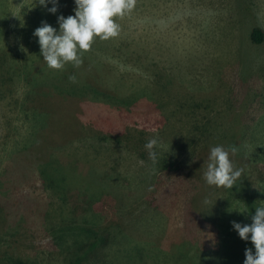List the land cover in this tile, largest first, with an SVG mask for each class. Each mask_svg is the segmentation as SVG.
Instances as JSON below:
<instances>
[{"label":"trees","instance_id":"obj_1","mask_svg":"<svg viewBox=\"0 0 264 264\" xmlns=\"http://www.w3.org/2000/svg\"><path fill=\"white\" fill-rule=\"evenodd\" d=\"M167 1L173 5L166 6ZM180 1L135 0V6L130 12L123 17H114L116 23L120 25L117 36L107 40L95 37L91 48L82 53V63L79 66L68 62L62 69H52L47 66L40 55L38 38L33 35L32 24L27 23L28 20L21 22L17 30L21 37L16 43L17 46L13 48V45L5 39L6 32L1 31L4 21L0 15V97L15 99L17 94V102L21 104V110L35 118L37 122L34 124L35 128H29L28 136L24 139L25 144L11 153V160L0 170V232L3 231L5 234L7 230L11 231L6 232L4 236L9 237L20 247L18 255L13 257L16 264H31L22 256L26 253L21 248L23 241L20 240V236L25 235V239L38 238L39 233L43 235L41 231L49 235L53 230L45 224L49 199L44 188H51L56 192L59 191L60 195L61 193L67 195L68 190L65 189L68 188L64 183L66 177H70V186L76 188L79 183L84 186V193H81L83 189H80L79 196L84 208H80L82 212L76 211L77 218L75 217L73 224L66 226L75 231L83 228L81 230L87 233L84 238L86 241L74 246V264H84L86 258H98L96 263L99 264L104 258H109L108 252H120L123 244L129 248L133 237L128 235V230L133 225H140L144 217L149 219L152 227L163 228L168 222L177 227L181 221L186 196L200 197V194H203V198L205 197L202 210L194 216V221H200L205 211L210 208L218 211V214L223 213L225 209L231 207V203L238 205L244 203L250 214H254L255 207L264 206V198H262L264 197V164L259 165L260 171H255L258 166L254 165V160L245 159L246 156L255 155L258 151L254 150H259L260 145L255 140H251V150L239 146V136L229 132L231 130L224 125L221 113L219 117L218 114L208 115L212 112L207 104L210 101L197 100V96L200 98V93L190 98L193 100L183 97V91L180 90L183 88H177L180 78H175L172 71L167 69V64H164L167 63L164 51L167 34L164 33L168 32L165 29L168 22L180 18L183 4ZM249 1L255 3L257 7L256 0ZM188 2L190 5L198 2L201 6L207 4L211 7L206 0H188ZM64 3L70 6L67 9V16L74 15V0H70L69 3L64 0ZM174 7H176L175 12L170 13ZM128 19L130 24L126 22ZM263 21L260 12V17L258 14L240 23V26L248 32L246 38L250 43L256 45L264 43ZM132 22L140 25L133 32L128 28ZM56 27L58 28L57 22ZM153 33L155 36L150 39ZM104 42L115 45L111 55L104 53L109 50V47H103ZM154 45L158 48V55L154 56L152 63L148 66L147 64L137 66L141 61L138 56L147 54L151 48L155 50ZM21 46L26 51L18 53L13 50L22 49ZM142 58L147 61L148 57L142 55ZM73 76L74 81L70 79ZM171 84H174L175 98L166 99V96L172 93ZM52 87L62 95L59 105L74 99L73 96L77 95L79 108L86 112L84 117H74L78 128L70 134L68 142L64 140L69 137L66 133H62L56 143L53 141L57 138L54 136L55 129L49 132L46 127L50 123L49 119L53 118L54 112L48 116L49 113L41 110L38 104L42 100L50 101L52 104ZM20 91L24 93L22 99L19 98ZM109 96L118 100L124 98V103L129 106L127 111L116 112L117 116L120 115L117 120H110L107 117L94 121L92 114L94 103ZM86 98L91 102L87 104L84 101ZM134 101L138 103L135 105ZM169 101H176L175 111L179 113L178 120L175 119L177 117L166 113ZM133 106L141 108L140 111L133 113ZM202 107L209 111H201ZM184 112L187 114L185 115ZM180 114L182 116L179 117ZM68 117L70 114L64 119ZM253 119L255 122L256 118ZM140 120L144 122L145 127L139 125ZM177 122L180 123L181 130ZM255 129L256 127H253L250 130L251 136L256 135ZM77 138L89 139L90 146L99 143L101 145L99 151L103 152L104 161L106 156L112 157V164L105 162L104 165L116 169L115 172L112 174L105 172L102 181L97 183L90 179V174L84 176L78 166L72 168L68 164L70 161L67 164L62 163L56 152L57 148L67 144L72 148ZM152 138H156L158 145L162 147V150L156 147L159 153L157 163L150 160L148 150L144 147ZM217 145H223L226 149L235 146L238 149L230 158L235 167L244 171L233 189L208 186L203 178L210 148ZM121 152L135 154L148 163L146 165L144 163L143 166L146 167L140 171L126 174L117 169L122 158ZM87 155L86 151L82 152L80 149L78 152L73 151L70 159L73 162L75 157L83 158ZM237 156L244 157V162H239ZM253 157L255 159V156ZM88 162L90 163L87 164L88 167L93 169L94 162L91 160ZM139 172H142V177H139ZM121 173L129 179L116 178L123 175ZM36 178L43 184L41 186L43 192L34 195L27 192L25 186ZM88 210L97 211L99 220L92 224L89 222L87 225L80 224L83 213ZM66 215L69 213L63 210L61 217L65 216L66 219ZM73 225L77 228H71ZM16 228H19V231L16 232ZM80 234L84 233L78 235ZM1 240L2 238L0 243ZM194 245L198 246L197 243ZM1 248L2 246H0V254H2ZM201 249L203 250V245ZM52 253L50 251L44 254H49L47 257H51ZM186 254L191 258L187 255L185 258H143L140 262L158 261V264H174V260H177L181 264H216L209 258H194L192 251H187Z\"/></svg>","mask_w":264,"mask_h":264},{"label":"rangeland","instance_id":"obj_2","mask_svg":"<svg viewBox=\"0 0 264 264\" xmlns=\"http://www.w3.org/2000/svg\"><path fill=\"white\" fill-rule=\"evenodd\" d=\"M66 1L70 2V0ZM256 1L257 7L255 3H251L249 0H206L211 5V7H208L207 4L201 6L196 2V4L192 3L190 5L188 0H181L180 2L183 4L182 10L180 9V18L168 22L167 29H165L168 32L164 33V35L167 34L164 45L167 63L164 64H167V69L172 71L175 78H180L177 88H183L180 89L183 91V97L193 100L190 98L200 93V98L197 96V100L210 101L207 104L212 112L208 115L218 114L217 117H219L221 113L220 116L224 125L231 130L229 132L239 136V146L251 150V140H255L260 145L259 150H254L258 151L255 155H249L245 158L254 160V165L258 166L255 171H260L261 166L259 165L264 164V43L260 45L250 43L246 38L248 32L240 26V23L245 19L249 20L250 17L258 16V14L260 17V12H262L264 18V0ZM166 4V6L168 4L173 5L170 1L169 3L167 1ZM51 6V4L48 5L49 8ZM68 8L70 6L65 4L64 0H59L58 11L52 14L47 8L39 5L38 0H0V15L4 21V27L1 31L6 32L5 39L14 48L21 37L17 30L23 20H28L27 23L32 24V32L45 21L56 27L57 16L63 14L67 17ZM175 9L176 7L172 8L170 13L175 12ZM126 22L130 24L129 19ZM138 26L140 25L132 22L131 25H128V28L133 32ZM154 36V33L151 34L150 39ZM103 47H109V50L104 53L111 55L115 45L104 42ZM154 47L155 50L151 48L147 54L138 56L141 61L137 63V66H145V64L148 66L152 63L154 56L158 55V48L155 45ZM13 50L18 53L24 51L21 48ZM142 55L143 57L144 55L147 56L149 59L147 58V61L146 59L143 60ZM137 66L134 65V67ZM171 85H173L172 93L170 96L167 95L166 99L175 98L174 84ZM70 90L74 91L72 88ZM51 92L53 94L52 104L50 101L45 100L38 103L41 110L49 113L48 116L54 112L53 118L49 119L50 123H48L46 130L51 132L52 129H55L54 136L57 137L53 140L55 143L60 139L62 133L68 134L69 137L64 139L68 142L70 141V134H73L78 128L75 125L77 120L74 117H84L86 112L82 111L81 107L79 108L80 103L77 95L73 96L74 99L64 101L59 105L62 95L53 87ZM19 94H21L19 98H24L22 91ZM84 101L87 104L91 102L89 98ZM124 101V98L118 100L110 96L103 97L101 101L94 103L93 120H101L107 117L110 120L119 119L120 115L117 116L116 112L127 111L126 109L129 107ZM137 103L134 101L135 105ZM175 104L176 101H169L166 113L177 117L175 119L178 120L179 113L175 111ZM56 106L61 109H56ZM140 109L133 106V113H138ZM201 111L208 112L209 110L202 107ZM69 114L70 117L64 119ZM253 117L256 118L255 122ZM35 120V118L21 110V104L17 102V94L15 99L5 96L0 97V170L11 160V153L25 144L24 139L28 136L29 128H35L34 124L37 123ZM155 122L158 124L157 120ZM177 124L181 130L180 123L177 122ZM139 125L144 126V122L140 120ZM253 127H256V135L251 136L250 130ZM150 130L152 131V129ZM77 139L72 148L68 144L57 148L56 152L59 155L57 156L62 163L67 164L70 161L68 164L72 168L78 166L79 171H82L84 176L90 174V179L95 180L97 183L102 181L105 172L109 174L115 172L116 169L104 165L105 162L112 164V157L106 156L104 161V154L101 150L99 151L101 146L99 143L90 146L89 139ZM158 148L162 150L159 145ZM80 149L82 152L86 151L89 156L83 158L77 156L71 162V153L73 151L78 152ZM121 154L122 158L121 161L119 160L117 169L126 174L138 172L146 167L143 166L144 163L145 165L148 163L135 154L126 152H121ZM253 156H255V159ZM237 158L239 162H244V157L237 156ZM88 160L94 162L93 169L88 167L87 164H90ZM70 165H68L69 168ZM92 172L93 175H91ZM139 174V177H142V172H139ZM116 178L129 179L124 174L116 176ZM64 183L68 188L65 189L68 190L67 195L65 193L60 195L59 191L44 188L49 199V210L45 224L48 228H53L52 231L50 230V234L41 231L43 235L39 233L38 238L25 239V235L20 236V240L23 241L21 248L26 253L22 256L26 257L31 264H74V246L81 245L86 241L84 238L87 233L81 230L83 228L76 229L78 231L66 228L68 224H73L75 217L77 218L76 211L78 213L79 211L82 212L80 208H84L79 197L80 189H83L81 193H84V186H81V183L76 188L70 186V177H66ZM42 185L36 178L30 181L28 185L26 184L25 190L37 195L39 192H43ZM114 188L117 192L116 186ZM202 195L200 194V197L197 195H192L190 198L185 197L181 221L177 227H174L170 222L163 228L152 227L149 219L144 217L140 225H133L128 230V235L133 237L129 243V248L123 244L120 247V252H108L109 258H104L99 264H158V261L155 263L153 261L142 263L140 260L143 258H185L187 251H192L194 258H209L216 264L219 262L243 264L245 249L252 247V244L250 241H244L238 236L237 232L233 230L231 222L251 223L250 212L246 215L237 211L248 209L247 206L244 203L239 205L231 203V207L220 214L215 209L210 208L205 211L200 221H194V216L203 207L205 197L203 198ZM62 209L69 213V215H66V219H64L65 216L61 217ZM139 212L140 210H138ZM83 214V218L79 222L83 225H87L88 222L89 224L96 223L100 218L99 213L93 210H88ZM139 216L140 214H138ZM218 221L219 225H217ZM71 228H77V226L73 225ZM15 231H19V228H16ZM6 232L11 231L7 230ZM6 232L5 234L3 231L0 232V235H2L0 237L2 238L0 264H16L13 257L18 255L20 247L18 244L13 243V240L11 241L9 237L4 236L7 234ZM79 233L84 234L78 235ZM122 239L124 238L122 237ZM194 243H197L199 247L195 246ZM202 245L203 250L201 249ZM50 251L53 252L52 256L47 257L49 254L45 255L44 253ZM187 256L191 258L189 255ZM97 259L86 258L84 264H98L96 263ZM174 264L181 263L174 260Z\"/></svg>","mask_w":264,"mask_h":264},{"label":"clouds","instance_id":"obj_3","mask_svg":"<svg viewBox=\"0 0 264 264\" xmlns=\"http://www.w3.org/2000/svg\"><path fill=\"white\" fill-rule=\"evenodd\" d=\"M38 3L52 14L58 11L59 0H38ZM49 4L52 5L50 8ZM74 4V15L57 16L58 28L45 21L33 32L38 38L40 55L49 68L62 69L68 62L79 66L82 53L91 48L95 37L107 40L117 36L120 25L114 17H123L130 12L135 6V0H74ZM70 79L74 81L75 77ZM157 146L156 138L149 139L144 146L153 163L159 160ZM237 151L235 146L229 149L223 145L210 148L203 174L208 186L233 189L237 185L244 171L235 167L230 158ZM237 211L246 215L249 212L248 209ZM231 224L242 240L252 244V247L245 249L243 264H264V206L255 207L251 223L232 221Z\"/></svg>","mask_w":264,"mask_h":264}]
</instances>
